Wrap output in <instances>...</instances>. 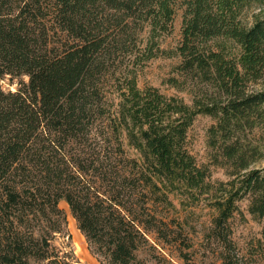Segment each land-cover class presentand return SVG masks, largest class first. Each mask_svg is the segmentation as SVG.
Segmentation results:
<instances>
[{"label":"trees","instance_id":"16d2710c","mask_svg":"<svg viewBox=\"0 0 264 264\" xmlns=\"http://www.w3.org/2000/svg\"><path fill=\"white\" fill-rule=\"evenodd\" d=\"M260 1L0 0V264H73L57 244L62 201L101 264H172L166 246L189 248L175 194L212 198L221 264H238L237 202L264 218L263 146L245 144L264 132V90L251 88L264 79V19H242ZM177 10L181 40L162 49ZM160 56L179 59L166 83L191 103L139 88L138 68ZM199 115L216 120L210 144L235 177L218 188L188 148Z\"/></svg>","mask_w":264,"mask_h":264},{"label":"rangeland","instance_id":"374dc122","mask_svg":"<svg viewBox=\"0 0 264 264\" xmlns=\"http://www.w3.org/2000/svg\"><path fill=\"white\" fill-rule=\"evenodd\" d=\"M243 22L252 26L256 21L264 19V0L252 4L242 16ZM183 11L177 10L174 20L173 33L161 39V48L165 50L174 49L181 40V29ZM141 37L146 41L148 34L143 33ZM179 64L177 58L160 56L145 63L138 68V86L144 89L147 86H154L167 96H178L187 103H191V97L186 92H178L167 85L170 77L176 76L175 68ZM27 81V78H23ZM17 81L13 83L7 78L2 81L6 91H15ZM255 91L264 90V79L251 87ZM216 124L212 117L199 115L196 117L188 132V148L195 157L198 165L206 166L211 173V181L219 187L220 183H228L235 177L229 175L230 170L224 166L226 161L218 148L211 146L210 129ZM246 146L262 147L264 151V132L255 131L249 133L245 139ZM264 160L259 161L253 167H261ZM224 189H229L227 186ZM224 191L214 195L223 196ZM174 203L172 216L176 220V231L184 230L188 246H182L180 252L176 245L166 246L169 253L168 259L172 264H221L220 244L211 238L213 219L217 211L213 206L212 198L208 196H196L189 198L186 195H171ZM249 198L237 202V211L229 221L230 237L235 244V252L232 256L238 264H264V218H254L249 212ZM60 207L66 212L68 218V235L59 237L57 244L66 252L72 255L73 264H101L91 253L88 244L79 231L77 223L71 215L69 206L62 201ZM74 223V224H73ZM182 227V228H180ZM178 241H182L179 240ZM182 253L188 257L184 260Z\"/></svg>","mask_w":264,"mask_h":264},{"label":"bare ground","instance_id":"6f19581e","mask_svg":"<svg viewBox=\"0 0 264 264\" xmlns=\"http://www.w3.org/2000/svg\"><path fill=\"white\" fill-rule=\"evenodd\" d=\"M74 224V223H73Z\"/></svg>","mask_w":264,"mask_h":264}]
</instances>
